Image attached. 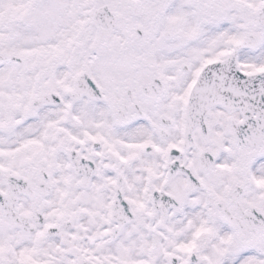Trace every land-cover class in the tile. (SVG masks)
I'll list each match as a JSON object with an SVG mask.
<instances>
[{
  "label": "snow or ice",
  "instance_id": "snow-or-ice-1",
  "mask_svg": "<svg viewBox=\"0 0 264 264\" xmlns=\"http://www.w3.org/2000/svg\"><path fill=\"white\" fill-rule=\"evenodd\" d=\"M0 264H264V0H0Z\"/></svg>",
  "mask_w": 264,
  "mask_h": 264
}]
</instances>
